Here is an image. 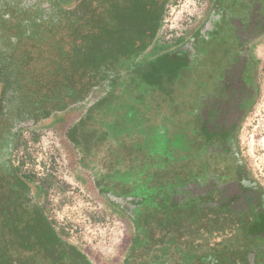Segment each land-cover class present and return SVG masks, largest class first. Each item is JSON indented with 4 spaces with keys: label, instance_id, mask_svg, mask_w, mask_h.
Wrapping results in <instances>:
<instances>
[{
    "label": "flooded vegetation",
    "instance_id": "obj_1",
    "mask_svg": "<svg viewBox=\"0 0 264 264\" xmlns=\"http://www.w3.org/2000/svg\"><path fill=\"white\" fill-rule=\"evenodd\" d=\"M226 2V7L215 4L216 8L210 10V14L222 16L217 25H205L168 54L175 64L169 70L170 76L163 70L164 61L118 72L117 84H125L128 91L125 101L129 102L123 105L125 117L111 119L110 129L93 119L89 124L93 132L91 143L106 145L114 156L108 157L109 165L114 167L109 183L118 194L125 193V204L130 206L127 211L119 205V211L128 212L138 221L139 214L150 213V203H154L151 194L164 192L163 195L173 197L172 202L186 207L193 204L189 195L196 196L197 201L207 200L206 205L223 214V221L234 220L240 237L246 243L254 241L264 259V191L247 172L237 142L240 125L258 94V59L253 51L264 36V0ZM156 57L152 59L158 60ZM153 70L159 73L157 77L150 75ZM154 101L157 103L153 104ZM153 107L154 117L150 113ZM148 113L152 117H146ZM141 120L145 128H155L154 132L161 128L157 129L161 134L159 154L148 144L150 131L141 132L134 126ZM122 123L133 127H128L129 132L120 130ZM115 147L137 150L134 155L122 156ZM115 180L129 182L122 181L127 184L123 188ZM157 182L164 185L159 192ZM134 195L139 199L147 196L148 200L134 202ZM180 195L188 197L183 199ZM199 259L203 264H212L205 256ZM53 260H57L54 264H82L75 254L62 247Z\"/></svg>",
    "mask_w": 264,
    "mask_h": 264
},
{
    "label": "rangeland",
    "instance_id": "obj_2",
    "mask_svg": "<svg viewBox=\"0 0 264 264\" xmlns=\"http://www.w3.org/2000/svg\"><path fill=\"white\" fill-rule=\"evenodd\" d=\"M213 1L212 3L210 0H169L157 38L165 43L180 36H188L191 39L199 30L204 29L205 25L212 22L217 25L222 16L212 15L210 10L212 7L216 8L218 4H223L226 7L228 3L227 0ZM104 7L96 1L91 8L95 9V14H97V12L101 13ZM227 17L230 18V15ZM165 31L172 35L171 40L162 38V32ZM68 32V29L64 28L53 39H62L65 45L64 51H70L69 54H71L72 46L78 44V41ZM156 39L153 40L147 54L140 57L139 63H146L145 61L162 52V50L157 49L161 43L160 40ZM28 48L32 50L31 53L33 54V60L29 66L32 72L31 77L39 82H44L39 62L42 64L41 61H44L48 53L41 54L42 50L40 49H43V46L39 48L30 44ZM253 52L258 59L256 67L258 94L240 125L237 142L240 159L247 172L264 191V36L257 41ZM51 59L58 61L60 57L53 55ZM65 65L68 67V64ZM104 72L106 70L100 71L93 78H89L88 75L81 76L79 73L74 76L68 70L58 76L60 81L69 82L71 79L76 81L79 79L76 89L82 90L79 93L81 97L78 102L73 103V101L66 99V108L72 105L78 107L85 104L91 105L93 110V107L98 105L96 114L87 116H90L92 121H88V124L82 126L88 139L92 137L93 132H90L89 124L93 123V119L101 121L100 126H103L102 123H104L107 125L105 127L110 129L113 127L111 119L121 120L125 117L123 105H125L127 101H125V97L128 95V91L125 90L126 85L119 86L117 84L118 89H114V94V90L111 88L107 92L109 81L112 78H104ZM122 74L125 75L124 72ZM125 78L127 77L125 76ZM111 91L112 93H110ZM106 92L108 93L107 97L105 96L106 98L101 100L100 98ZM73 93L76 94V91ZM138 103L140 104L139 101ZM156 103L153 102V104ZM136 107H138L137 104ZM154 108L150 112L153 117ZM52 112L54 113V111ZM151 115L148 113L146 117ZM47 119H35L36 122L32 119L27 120L20 126L17 125L16 128H12L9 142L14 144V148L4 157H9L10 165L13 168H18L22 174L30 175L37 185L44 188V193L39 197L35 195L34 191L27 193V198L24 199L25 210L22 208L24 215L20 225L31 223L32 214H36L34 212L39 210L45 219L52 223L54 231L59 233V242L55 244L54 249L53 246H50L49 251H38L37 258L31 259L34 262L29 261V256L36 251L16 245L11 246L19 263L37 264L38 259H42L41 263H47L48 261L42 257L57 261L53 260V255L62 247L75 254L82 264H143L144 262L146 264V261H152L154 264H203L199 255L203 254L204 251L198 253L196 249H193L191 242L189 245L187 244V241L196 237V234L194 236L192 234L195 233V230L198 231L199 227L195 230L194 226L187 227L170 235L156 232L152 239L143 235L144 233L139 232L141 226L137 225V221H134L128 212L121 211L122 214L115 212V210H119L117 207L119 205L126 207L127 211H129L130 208L128 207L130 206L125 204L126 201L128 203V200H125L124 194H118L117 189H111L110 184L112 183L109 182L111 177H114V172L108 171V167L111 166L108 157L114 158V156L110 153L111 151L109 152L107 146H94L92 149L89 147L88 152L81 147L77 148V145L72 142L73 136L65 130L67 127L61 132L55 129L40 128V126L43 127L47 124ZM115 121L117 122V120ZM142 124L143 120L136 122L134 126L139 127L141 132L150 131L152 136L148 144L152 151H157L156 153L159 154L161 134L158 133L157 129L161 128H157L154 132L155 128L151 125L148 124L149 128L147 129ZM128 127H133V124L122 123L119 129L128 131ZM0 131H2L1 127ZM156 144L158 145L154 147ZM114 150L119 155H127V148L117 149L115 147ZM128 196L132 197V195L127 194ZM187 197V195H180V198L183 199ZM189 198L194 200L196 209L199 208L200 210L207 202V200L197 201V197L192 195H189ZM202 213L199 222L207 219ZM218 215L220 213L217 212L209 215V219L213 221V224L210 225L215 227V235L212 234L211 240L214 247L210 248V253L205 255V259L212 261V264H264V259L255 248L254 241L250 240L246 243L238 234V227L233 222V217H231L232 221L228 220L227 222L223 221V218L220 219ZM185 216L184 212L180 214L181 218ZM153 221L157 222V220ZM184 223L190 224L189 221ZM193 224L196 226V223ZM38 232L40 233V231ZM205 234L203 232L200 235ZM19 237H22L24 242V235ZM141 238H143V242L140 241ZM10 240L13 238L10 237ZM175 247L179 249L177 253L174 252ZM144 257L148 259L145 260ZM64 263L68 264L66 261Z\"/></svg>",
    "mask_w": 264,
    "mask_h": 264
},
{
    "label": "trees",
    "instance_id": "obj_3",
    "mask_svg": "<svg viewBox=\"0 0 264 264\" xmlns=\"http://www.w3.org/2000/svg\"><path fill=\"white\" fill-rule=\"evenodd\" d=\"M96 1L105 6L101 13L97 14L96 10L91 8ZM167 3L168 0H80L76 6L70 8L66 0H0V264H30L19 263L11 246L36 251L29 256V261L32 262L31 259L37 258L38 251H49L50 246L54 249L60 236L39 210L32 214L31 223L20 225L27 193L34 191L39 197L44 193V188L37 185L30 175L22 174L18 168H13L9 157H4L14 148V144L9 142L12 128L27 120L36 122L35 119L48 118L52 111L65 110L66 99L73 103L78 102L81 97L79 93L82 91L76 89L79 79H68L69 82L58 80V76L68 70L74 76L79 73L81 76L88 75L89 78L95 77L103 70H106L104 78L113 73L111 90L117 86L118 72L121 69L125 72L138 70L143 64L151 61H164L163 70L170 76L172 72L169 70L175 64L168 57L170 52L163 46L157 47L162 50L160 54H156L155 59L158 60L135 62L156 39ZM64 28L78 41V44L72 46L71 54L70 51H64L62 39H53ZM30 44L39 48L43 46V49H40L41 54L48 53L44 61H41L42 64L39 62L44 82L31 77L29 66L33 54L28 48ZM53 55L60 59L54 61L51 59ZM65 64H68V67ZM150 75L154 78L159 73L153 70ZM75 91L76 94L73 93ZM96 108L98 105L93 107L92 112L96 111ZM87 116L69 130L68 134L70 132L74 137L72 142L77 148L81 147L88 152V148L92 149L95 145L91 143L93 137L86 138L82 128L90 118ZM136 150L127 149V156L134 155ZM113 168L109 166L108 171ZM122 181L128 180H115L124 188L127 184ZM156 187L159 192L163 190L164 185L158 183ZM163 193L150 195L154 202L150 203V213L147 211L139 214L137 221V225L141 226L139 232L150 239L156 232L170 235L181 230L176 220L185 209L184 204L180 206L177 202H172L173 197ZM146 197L141 196L139 199L137 195L133 196L134 202L148 200ZM188 200L193 203L191 207L194 209V200ZM195 211L196 209L190 212L194 214ZM115 212L122 214L119 210ZM20 235H24V242ZM10 237L13 240H10ZM178 251L175 247L174 252ZM42 258L48 262L41 263L42 259H38L37 264L57 263Z\"/></svg>",
    "mask_w": 264,
    "mask_h": 264
},
{
    "label": "crops",
    "instance_id": "obj_4",
    "mask_svg": "<svg viewBox=\"0 0 264 264\" xmlns=\"http://www.w3.org/2000/svg\"><path fill=\"white\" fill-rule=\"evenodd\" d=\"M66 1H67L68 5H70L69 7L73 8L74 6L77 5V3H79L80 0H66ZM210 1L212 3L214 2L213 0H210ZM168 3H169V0H168ZM212 3H210V4H212ZM194 32H196V31H194ZM178 38H176V39H174L168 43L162 42L159 38H157V39L160 40V43H161L160 46H163L165 48V50H167L168 52H171V51L176 50L178 47L182 46L183 43L186 42V40L189 37L188 36H186V37L180 36ZM149 48H150V46L148 47V49ZM108 77L113 79L114 74L113 75L109 74ZM111 82H112V80L109 81V87L107 89V92L111 88V85H110ZM107 92L104 94L103 97L100 98L101 100H103L107 97L106 96L108 94ZM79 106L77 107V106L72 105L63 111H56V112L52 113L47 119L48 120L47 124L43 125V127L40 126V128L55 129V130H58L61 132L62 129H65L67 127V129H65V130L68 133L69 130H71L72 128L77 126L83 119L85 120L87 114H89V113L90 114H96L95 113L96 111L92 112V106L91 105H90L91 107L88 105H85V104H83L80 107ZM88 121L91 122L92 118H89L87 121H85L86 122L85 124H88ZM183 206L185 207L183 212L185 213L186 216L184 218H181V217L177 218L176 223H177L178 227L181 229L191 227V226H194L193 227L194 230H195V228L196 229L200 228L198 231L195 230V233L193 232L192 236H194L196 234V237H193L190 241H187V244L189 245V243L191 242L190 244L193 246V249L194 250L196 249V251L198 253L204 251L203 254L199 255L200 258H202L207 253H210L209 250L213 246L211 243V240H212V236L215 235V232H214L215 227L210 225V224H213V221H211L209 219V215H210V213H212V214L215 213V211L212 210L208 205H204L201 207L202 211L199 208H197V209H199V211H197V209L195 207L194 209H196V211L193 214L190 212L191 210L194 211V209L191 206H189V213H188V206L187 207L185 205H183ZM202 212H204V213H202ZM201 213L204 214V216H205L204 218H207V219L199 222V217L201 216ZM218 216L220 219H222V218L224 219L223 214H220ZM186 221H189L190 224L184 223ZM171 223H172V221H171ZM193 223H196V226ZM193 228H191V229L193 230ZM203 232H205L206 234L200 235Z\"/></svg>",
    "mask_w": 264,
    "mask_h": 264
},
{
    "label": "built area",
    "instance_id": "obj_5",
    "mask_svg": "<svg viewBox=\"0 0 264 264\" xmlns=\"http://www.w3.org/2000/svg\"><path fill=\"white\" fill-rule=\"evenodd\" d=\"M163 36L162 38L165 40H171L172 39V35L168 33V31L162 32Z\"/></svg>",
    "mask_w": 264,
    "mask_h": 264
}]
</instances>
